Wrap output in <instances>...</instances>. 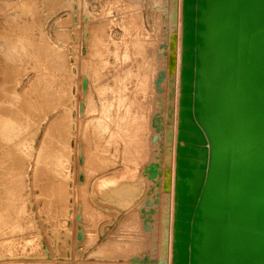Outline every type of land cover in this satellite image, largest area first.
<instances>
[{
  "label": "rangeland",
  "instance_id": "rangeland-1",
  "mask_svg": "<svg viewBox=\"0 0 264 264\" xmlns=\"http://www.w3.org/2000/svg\"><path fill=\"white\" fill-rule=\"evenodd\" d=\"M84 1H86V4ZM129 1L133 5H130ZM172 1L118 0V3L117 0H0V115L5 114L10 118H16L17 112L21 111L20 106L23 104L22 130L12 133L8 141L0 137V264H72V262L75 264L78 260L81 262L82 260L87 261L88 263L86 262V264H103L104 262L107 264H154V262L161 259L163 255L161 239L165 218V199L168 195L164 191V186L162 187V170L165 168L166 164L164 165V162L167 159V154L165 153V110L167 106V87L169 85L166 84L167 74L165 67H160L158 63L154 64L153 58H158L159 56L157 59L159 62L161 61L160 57L166 58V45L172 32L170 24ZM27 11L29 12L27 13ZM130 16L132 19H130ZM133 16L137 17V19L133 18ZM134 19L136 21L139 20L141 25ZM25 23L29 25L26 26ZM95 27L98 31L94 30L96 29ZM145 31L146 33H144ZM98 34L99 37L101 36L100 38ZM95 35H97L98 39ZM125 37L127 40H125ZM10 38L13 40L11 41ZM93 39L94 41H92ZM8 41L9 43H7ZM124 41L126 44H123ZM114 42L118 44L116 45ZM127 42L130 44L128 45ZM136 43L145 44L144 46L147 48V51L145 48L143 53H136ZM25 45L28 47L27 50ZM11 46L12 48H10ZM126 47L127 49H133L127 50ZM145 51L147 54L152 51L150 55L152 56L153 53L154 55L148 57L147 54H144ZM134 52L135 54H132ZM125 53L127 56H125ZM155 55L156 57H154ZM23 59L25 60L23 61ZM98 59L99 61H103L99 65ZM10 63L14 64V66L16 65L17 69L16 66L14 67ZM137 63H141L142 65ZM136 64L139 67L141 65V69L136 67ZM134 66L136 69L133 68ZM7 68L8 72H5ZM127 69H129L128 73L123 76L127 72ZM139 69L141 72L144 71L141 73L142 75L148 70L143 75V78L141 74L137 73ZM135 72L140 76V78H136L137 80L134 78L137 76L134 74ZM152 72H156V77L159 74L158 79L156 77L154 79L155 74ZM5 73L8 80L5 77ZM19 73L22 74L20 75ZM121 74H123L122 77ZM11 76L16 77V79L13 77L15 81L22 78L21 82L20 80L17 81L18 83L20 82L19 86L14 80L10 81L12 79ZM131 76L133 77V81L129 79ZM144 76H147L149 79ZM119 78L120 80L118 81ZM138 78L141 79L140 81L143 86L138 84ZM2 79L6 80L3 81ZM150 79L157 82L154 81V83ZM149 81L151 82L148 84ZM145 83L148 84V87L150 84H152L150 87H154L156 84V87L145 89ZM15 85L18 87H14ZM116 85H119L120 89ZM122 85L123 87L126 85V87L123 88ZM50 87L51 90H49ZM12 88H15V91L19 94L23 92V95H21L23 101L18 103V107H13L14 110L7 104V101L11 98L7 93L15 92ZM135 89L144 94L139 95V92ZM114 90L121 92L118 95V91L115 94ZM99 93L104 97L100 99ZM104 93H106V98ZM121 94L125 97L119 100ZM134 94H137L135 98ZM88 98H92L95 102L97 106L95 111H89L88 102L90 99ZM104 98L106 100H102ZM116 98L118 99L116 100ZM131 98L138 99L139 101L133 100L134 104ZM114 100L118 104H113L115 103ZM105 101H108L107 104L111 105L109 114L112 111V114L114 111L115 113L111 116L108 114L107 123L113 120L109 123L110 125L108 124L107 130L102 133L98 127H95V122H98V119L102 117L101 112H103V108L99 107H102V105L104 107ZM119 101L122 102L119 104ZM137 102H140L138 106L136 105ZM127 103H129L128 106H125ZM131 103L133 104L132 106ZM134 105L137 107V115L136 111H134L135 109H133L135 108ZM123 106H125V109ZM127 107L130 108L128 109L132 113L131 115L134 114V111V115L136 116L141 114L140 119L146 118L147 122L145 120V122L143 120L141 122L143 129H139L138 124L141 121L139 118L136 120L132 118L131 120L130 117L128 124L130 123L129 125L131 126H128V129L123 128L122 131L118 130L120 118L117 117H123V114L125 115L126 112H123V110H127ZM111 109L113 110L111 111ZM138 109L141 112L144 111L145 114H142L143 112L139 113ZM116 112L121 114L118 115ZM115 114L116 117L114 116ZM87 117L93 122H91V125H89L90 120ZM86 118L89 121L86 122ZM116 124H118V127ZM132 125H136L138 128H134ZM17 126L19 128L20 124H17ZM114 127H117L116 131ZM83 129L85 130L83 131ZM111 130L114 132H111ZM124 130L128 135L124 134L127 137L129 136L127 142L124 138L125 135L122 136ZM85 131L87 133H89L88 131H94V134L90 133L88 134L89 137H87ZM140 131L143 132L141 133ZM110 132L111 134H109ZM138 134L141 136H139L140 138ZM90 135L92 138H90ZM108 135L114 136L111 138ZM118 135L120 142L117 139ZM81 136H83L82 142L84 145L80 142ZM104 136L110 142H107L108 145L107 143L105 144L107 145L106 147L104 145L105 148H100L105 143L103 140L106 141ZM133 137L135 139L138 137L137 141L139 142ZM87 138L89 140L94 139V141L97 138L99 143L97 144V140L95 141L96 143L89 142ZM129 138L137 147L136 153L132 147L134 144L131 142L129 143L130 145L126 144L130 141ZM21 140H23V146L16 148L15 146ZM111 141L113 143L118 141L117 144L114 143V145L116 144L115 147ZM140 141L144 144L146 142L147 145L145 144L143 147ZM92 143L97 144V152L94 147L95 145ZM99 144L100 146H98ZM110 144L111 148L108 147ZM84 146L88 147L87 151ZM90 147L91 149H89ZM103 148H107L106 150L111 153L106 150L104 152ZM121 149L125 150L124 153L123 151L121 152ZM89 150H92V155ZM127 150L130 151L128 152ZM101 151L105 153L104 156L106 158V154H110L108 157L113 159L109 160L111 166L107 160L109 158L106 159L107 161L102 159L104 156L100 153ZM46 152L52 153L53 158L57 156L60 163H52L51 159L43 157V154ZM126 152L128 154H125ZM84 153L87 154V158L85 156L87 163ZM129 153L134 157H131ZM111 154L115 156L113 157ZM121 154L127 158H124ZM99 155H102L101 158ZM89 158L94 159L95 164L99 163L103 166L101 167L97 164L98 168H96L93 164L94 161ZM115 158H117V162L114 161ZM136 158H139V164ZM126 159L134 160L133 162L128 161L129 163L127 164ZM105 164L108 166V168L106 167L107 169L105 168ZM91 167L94 169L90 170ZM87 168H89V171ZM134 168L136 169L134 170ZM126 169H129L131 172H128ZM86 170L88 173L92 171V175L89 180V186L87 185V195L84 194L82 196L83 191L81 186H84ZM123 170L126 171L121 172V174H126L127 179L131 178L137 170L135 179L134 175L132 179L127 180L132 185L134 192L138 191L133 206L135 210L133 216L129 215L128 211L121 209L116 204L103 201V198L97 195L98 193L95 191L94 186L91 189L96 177H109L114 173L119 174ZM77 194L79 195L78 197ZM84 197L86 199H83ZM84 200L92 204L89 206ZM93 205L95 209L92 207ZM91 207V210H94L92 211L93 214L90 212ZM88 210L89 214L87 213ZM95 210L100 211L101 215L97 216L100 213ZM91 214V217L88 216ZM134 215L137 217V220ZM89 217L96 218L93 219V222ZM82 218H86V220ZM75 220H77V223H75ZM91 222L93 224L90 225ZM75 224L78 226V230ZM128 245L130 249H128ZM121 246L123 248L127 247L126 252ZM121 250L125 252V255L122 256ZM114 253H117V255ZM118 253L121 255H118ZM86 255L91 257H87ZM109 255L112 256L109 257ZM113 256L117 258H113ZM85 258L86 260H84ZM102 258L105 261H102ZM114 259H117L118 262ZM112 260L114 261L112 262ZM85 262L82 263L85 264Z\"/></svg>",
  "mask_w": 264,
  "mask_h": 264
},
{
  "label": "water",
  "instance_id": "water-1",
  "mask_svg": "<svg viewBox=\"0 0 264 264\" xmlns=\"http://www.w3.org/2000/svg\"><path fill=\"white\" fill-rule=\"evenodd\" d=\"M174 264H264V0H183Z\"/></svg>",
  "mask_w": 264,
  "mask_h": 264
},
{
  "label": "bare ground",
  "instance_id": "bare-ground-1",
  "mask_svg": "<svg viewBox=\"0 0 264 264\" xmlns=\"http://www.w3.org/2000/svg\"><path fill=\"white\" fill-rule=\"evenodd\" d=\"M80 2V1H79ZM85 2V4H86V1H84ZM117 2H118V0H117ZM130 2V1H129ZM114 3H116V2H114ZM119 3V2H118ZM117 3V4H118ZM80 4V3H79ZM116 4V5H117ZM130 5H133V4H131V2H130ZM82 6V5H81ZM86 6V5H85ZM182 11H183V0H173L172 1V7H171V17H170V24H171V29H172V32H171V35H170V39H169V41L167 42V45H166V50H167V55H166V58L165 57H160L161 59V61L159 62L157 59L159 58V56H158V58H153L154 59V64H157L158 63V65L160 66V67H162V68H164L165 67V69H166V74H167V85H169V87H167L168 88V93H167V95H166V98H167V106H166V110H165V122H166V130H165V141H166V146H165V153L167 154V159L165 160V162H164V165H165V168H163V170H162V175H163V180H162V183H163V185H162V187L164 188V191L168 194L167 196H166V199H165V202H166V206H165V218H164V224H163V235H162V239H161V248L163 249V255H162V257H161V259H159L157 262H154V264H159L160 262V264H174L173 263V242H174V217H175V205H176V202H175V183H176V158H177V143H178V140H177V136H178V124H179V101H180V91H181V57H182V28H183V16H182ZM29 11H27V13H28ZM137 16V15H136ZM138 17V16H137ZM137 17L135 18L134 16H133V18H135V19H137ZM128 18V17H127ZM130 19H132V17L130 16ZM134 19V20H135ZM138 19H139V17H138ZM128 20H129V18H128ZM134 20H132V21H134ZM130 21V20H129ZM136 21V20H135ZM138 21V23L140 24V22H139V20H137ZM136 21V22H137ZM131 22V21H130ZM157 22V21H156ZM155 22V23H156ZM26 23H29V22H26ZM25 23V24H26ZM133 23V22H132ZM24 24V25H25ZM29 24H31V23H29ZM29 24H26V26L27 25H29ZM137 24V23H136ZM135 24V25H136ZM139 24H137V25H139ZM33 25V24H32ZM124 25V24H123ZM136 25V26H137ZM141 25V24H140ZM97 27H98V25H97ZM124 27V26H123ZM126 27H127V25H126ZM96 28V27H95ZM130 28V27H129ZM134 28V27H133ZM100 29H102L101 27H100ZM124 29V28H123ZM144 29V28H143ZM158 29H159V27H158ZM94 30H97V28L96 29H94ZM128 30V29H127ZM98 31V30H97ZM131 31V30H130ZM138 31V30H137ZM136 31V32H137ZM139 31H142V30H139ZM152 31V30H151ZM158 31V30H157ZM28 32V31H27ZM99 32H100V30H99ZM98 32V33H99ZM124 32V31H123ZM126 32V31H125ZM132 32V31H131ZM103 33H105L104 31H103ZM144 33H146V31L144 32ZM143 33V34H144ZM152 33V32H151ZM161 33V32H160ZM100 34V33H99ZM99 34H98V37H99ZM108 34V33H107ZM133 34V33H132ZM143 34H142V36H143ZM148 34V33H147ZM124 35V34H123ZM135 35V34H134ZM144 35H146V34H144ZM5 36V35H4ZM18 36H20L19 34H18ZM25 36V35H24ZM96 36V38L98 39V37H97V35H95ZM108 36V35H107ZM110 36V35H109ZM132 36V35H131ZM137 37H138V35H136ZM139 36H141V35H139ZM155 36V35H154ZM161 36V35H160ZM10 37V36H9ZM21 37V36H20ZM22 37H23V35H22ZM101 37V36H100ZM99 37V38H100ZM104 37V36H103ZM126 37H128V36H126ZM126 37H125V40H127L126 39ZM7 38V37H6ZM26 38V37H25ZM95 38V37H94ZM129 38V37H128ZM132 38H133V36H132ZM131 38V39H132ZM142 38V37H141ZM8 39V38H7ZM11 39V38H10ZM18 39V38H17ZM22 39V38H21ZM30 39H32V38H30ZM96 39V40H97ZM109 39H110V37H109ZM147 39V38H146ZM160 39V38H159ZM13 39H11V41H12ZM95 40V41H96ZM115 40V39H114ZM133 40V39H132ZM142 41H143V39H141ZM148 40V39H147ZM153 40V39H152ZM15 41V40H14ZM18 41H19V39H18ZM26 41V40H25ZM32 41V40H31ZM92 41H94V39L92 40ZM99 41V40H98ZM102 41V40H101ZM104 41H105V39H104ZM116 41V40H115ZM144 41H145V39H144ZM20 42H21V40H20ZM27 42V41H26ZM106 42H107V40H106ZM116 42H118V41H116ZM147 42H149V41H147ZM152 42V41H151ZM150 42V43H151ZM158 42H159V40H158ZM7 43H9V41L7 42ZM6 43V44H7ZM98 43V42H97ZM115 43V42H114ZM119 43V42H118ZM118 43H115L116 45L118 44ZM126 44V42L124 41L123 42V44ZM10 44H12V42H10ZM15 44V43H14ZM22 44V43H21ZM93 44H95V43H93ZM127 44L129 45L130 43L129 42H127ZM98 45V44H97ZM99 45H101V44H99ZM103 45V44H102ZM106 45V44H105ZM132 45V44H131ZM145 44H142V43H136V53H138V54H141V53H143L144 52V50H145V46H144ZM147 45V44H146ZM148 45H149V43H148ZM147 45V46H148ZM19 46V45H18ZM25 47H26V50H27V46L25 45ZM30 47H31V45H30ZM93 47H94V45H93ZM101 47V46H100ZM131 47V46H130ZM7 48V47H6ZM10 48H12V46L10 47ZM129 48V47H128ZM149 48V47H148ZM152 48V47H151ZM104 49V48H103ZM126 49H127V47H126ZM130 50L131 49H133V48H129ZM129 49H127V50H129ZM7 50V49H6ZM9 50V49H8ZM32 50V49H31ZM94 50V49H93ZM92 50V51H93ZM100 50V49H99ZM126 50V51H127ZM30 51V50H29ZM104 51V50H103ZM146 51H147V48H146ZM146 51H145V53L144 54H147L146 53ZM153 51V50H152ZM151 51V52H152ZM17 52V51H16ZM98 52V51H97ZM101 52H102V50H101ZM116 52V51H115ZM132 52V51H131ZM149 52V51H148ZM150 52V53H151ZM12 53V52H11ZM10 53V54H11ZM25 53V52H24ZM34 53V52H33ZM92 53V52H91ZM150 53L149 54H147L148 55V57L149 56H151L150 55ZM155 53H156V49H155ZM9 54V53H8ZM14 54V53H13ZM22 54H23V52H22ZM93 54V53H92ZM102 54V53H101ZM103 54H104V52H103ZM102 54V55H103ZM116 54V53H115ZM126 54V53H125ZM132 54H135V52L134 53H132ZM15 55V54H14ZM25 55H26V53H25ZM31 55H32V53H31ZM98 55H99V53H98ZM129 55V54H128ZM146 55V56H147ZM153 55H154V53H153ZM152 55V56H153ZM156 55H158V54H156ZM156 55L154 56V57H156ZM95 56V55H94ZM118 56H119V52H118ZM125 56H127V54L125 55ZM151 56V57H152ZM17 57H18V55H17ZM97 57H99V56H97ZM137 57V56H136ZM143 57H144V55H143ZM147 57V59H149ZM8 58V57H7ZM11 58V57H10ZM12 58H13V56H12ZM25 58V57H24ZM102 58V57H101ZM165 60H164V59ZM17 59V58H16ZM27 59V58H26ZM14 60V59H13ZM25 59H23V61H24ZM139 60V59H138ZM142 60H145V59H142ZM151 60H152V58H151ZM164 60V61H163ZM8 61H9V59H8ZM18 61H19V59H18ZM150 61V60H149ZM12 62H14V61H12ZM22 62V61H21ZM20 62V63H21ZM100 62H103V61H99V59H98V65H99V63ZM141 62V61H140ZM19 63V64H20ZM148 63V62H147ZM153 63V62H152ZM10 64H12V63H10ZM102 64V63H101ZM137 64H141V63H137ZM136 64V65H137ZM13 66H14V64H12ZM135 65V66H136ZM142 65V64H141ZM140 65V67L137 65L136 67H139L140 69H141V66ZM149 65H150V63H149ZM152 65V64H151ZM16 66V65H15ZM14 66V67H15ZM20 66V65H19ZM133 67V68H135L136 69V67ZM7 67H9V66H7ZM11 67V66H10ZM143 67H145L144 65H143ZM148 67V66H147ZM147 67H146V69H147ZM151 67V66H150ZM160 67H159V69H160ZM22 68V67H21ZM95 68V67H94ZM99 68V67H98ZM97 68V69H98ZM130 69H131V67H129ZM161 68V69H162ZM13 69V68H12ZM16 69H17V66H16ZM140 69H139V72H137L136 70V72L138 73V74H141V73H143V72H141L140 71ZM144 69V68H143ZM153 69H155V68H153ZM128 70L129 69H127L126 71L127 72H125V74L123 75V74H121V77H122V75L123 76H125L127 73H128ZM152 70V69H151ZM150 70V71H151ZM8 72V68L5 70V72ZM10 71L12 72V70L10 69ZM23 71V70H22ZM21 71V72H22ZM132 71V70H131ZM149 71V72H150ZM155 71H157V70H155ZM11 72H10V74H11ZM16 72V71H15ZM99 72V71H98ZM97 72V73H98ZM133 72H134V70H133ZM134 73V74H136L137 75V73ZM146 72H148V70H146L145 71V73L144 74H146ZM153 73V72H152ZM151 73V74H152ZM156 72H154L153 74H155ZM16 74H17V72H16ZM20 74V73H19ZM19 74H18V77H19ZM22 74V73H21ZM20 74V75H21ZM95 74H96V72H95ZM130 74H131V72H130ZM143 74V75H144ZM12 75V74H11ZM135 75V76H136ZM143 75L141 74V76H142V78H143ZM150 75V74H149ZM133 76V75H132ZM131 76V78H129V79H131V81H133V77ZM148 76V75H147ZM147 76H144V77H146V78H148ZM154 76V75H153ZM152 76V77H153ZM158 76H159V74H158ZM157 76V77H158ZM5 77H6V79L8 80V77L6 76V73H5ZM5 77H3V78H5ZM13 77H15V76H13ZM13 77L11 76V80L10 81H12V80H14L13 79ZM120 77V78H121ZM137 77H139L140 78V76H136V77H134L135 79L137 78ZM151 77V78H152ZM155 77H156V74H155V76H154V79H155ZM156 77V78H157ZM10 78V77H9ZM21 78V77H20ZM120 78L118 79V81L120 80ZM138 78V80L140 81L141 79H139ZM6 79H4V80H6ZM15 79H16V77H15ZM128 79V78H127ZM149 79V78H148ZM158 79V78H157ZM3 80V79H2ZM3 80V81H4ZM18 80H20V79H18ZM17 80V81H18ZM21 80H22V78H21ZM21 80H20V82H21ZM125 80V79H124ZM137 80V79H136ZM135 80V81H136ZM150 80H152L153 81V79H150ZM9 81V82H10ZM15 81V80H14ZM17 81H15V82H17ZM138 81V84L140 85L141 84V81L139 82ZM148 81V80H147ZM155 82H157L156 80H154ZM153 81V82H154ZM19 82V83H20ZM117 82V81H116ZM122 82H123V80H122ZM121 82V83H122ZM126 82V81H125ZM137 82V81H136ZM135 82V83H136ZM146 82V81H145ZM151 81H149L148 82V84L150 83ZM152 82V83H153ZM154 82V83H155ZM5 83V82H4ZM18 82H17V85L19 84ZM120 83V82H119ZM118 83V84H119ZM8 84H13V83H8ZM146 84V86L144 87L145 89L146 88H149L150 87V85H152V84H150L149 85V87H148V84L147 83H145ZM4 85V84H3ZM17 85H15L14 87H16ZM52 85V84H51ZM106 85V84H105ZM120 85V84H119ZM118 85V86H119ZM139 85H136V86H139ZM142 86H143V84H141ZM140 85V86H141ZM5 86V85H4ZM8 86V85H7ZM19 86V85H18ZM17 86V87H18ZM117 85H116V87H118ZM121 86V85H120ZM9 87V86H8ZM13 87V86H12ZM16 87V88H17ZM23 87V86H22ZM106 87H108V86H106ZM122 87H123V85H122ZM126 87V85L123 87V88H125ZM152 87V86H151ZM151 87H150V89H151ZM154 87H156V84L154 85ZM154 87H152V88H154ZM103 88H104V85H103ZM119 88V87H118ZM123 88H122V90H123ZM134 88H135V86H134ZM3 89H4V87H3ZM13 89V88H12ZM107 90H108V88H106ZM105 89V90H106ZM114 89H115V87H114ZM120 89V88H119ZM14 91L16 90L15 88L13 89ZM49 90H51V87H50V89ZM100 90V89H99ZM110 90V89H109ZM137 92H139L138 94L139 95H142V93H140V91H138L137 89H135ZM149 90V89H148ZM5 91V90H4ZM10 91V90H9ZM20 91H21V89H20ZM110 91H113V90H110ZM118 91V90H117ZM117 91H115L114 90V93L115 94H117ZM125 91V90H124ZM134 91V90H133ZM133 91H132V95H133ZM136 91H135V93H136ZM147 91V90H146ZM7 92H8V90H7ZM101 92V91H100ZM119 92H121V91H118V95H119ZM123 92V91H122ZM102 93V92H101ZM101 93H99L100 94V99L101 98H103L104 96H102V94ZM107 93V92H106ZM106 93H104L105 94V98H106ZM127 93V92H126ZM126 93H125V95H126ZM130 93V92H129ZM7 94H9L10 95V100L9 101H7V104L10 106V108H12L13 110H14V108L13 107H18V103H20L21 101H23V97L21 96V95H23V92H22V94H21V92H20V94L18 93V92H14V93H7ZM25 94V93H24ZM144 94V93H143ZM145 94H146V92H145ZM114 95V94H113ZM122 95V94H121ZM120 95V97H119V100H121V98L123 97H125V96H123L124 95V93H123V95L121 96ZM127 95H130V94H127ZM135 95H137V94H134V98L136 97ZM102 96V97H101ZM114 97V96H113ZM127 97H129V96H127ZM131 97V96H130ZM129 97V98H130ZM133 97V96H132ZM138 97V96H137ZM102 99V100H106V99ZM139 98V97H138ZM88 99H90V98H88ZM118 98H116V100H117ZM132 99V98H131ZM131 99H129V100H131ZM137 99V98H136ZM107 100H109L108 98H107ZM113 100V99H112ZM128 100V99H127ZM137 101V100H135V99H132V101ZM111 101V100H110ZM133 101V102H134ZM139 101V100H138ZM100 102H101V100H100ZM107 102L108 101H105V106L103 107V105H102V107H99V108H103L102 109V111L103 112H101V114H102V117H100V119H98V122H95V124H96V126L95 127H98V129L100 130V131H102V133L105 131V130H107V128H108V124L113 120H110V122L109 123H107V121L106 120H108V114H109V110H110V108H111V105H108L107 104ZM114 102H115V100H114ZM120 102H122V101H119V104H120ZM124 102V101H123ZM126 102H128V101H126ZM131 102V101H130ZM117 103V101L115 102V103H113V104H116ZM138 103V102H137ZM136 103V105L138 106L139 105V103L137 104ZM88 107H89V111H95V108L97 107L96 105H95V102L93 101V99L91 98L90 99V101L88 102ZM103 104V103H102ZM118 104V103H117ZM122 104V103H121ZM128 104L129 103H127L125 106H128ZM134 104H135V102H134ZM20 105V104H19ZM123 105V104H122ZM133 104L131 103V106H132ZM100 106V105H99ZM112 106H115V105H112ZM125 106H123V108L125 109ZM141 106V105H140ZM21 107V111L19 110V112H17V117L16 118H10L9 116H7V115H5V114H2V115H0V137L1 138H3V140H7L8 141V139H9V137L11 136V134L12 133H14V132H16V131H21L22 130V126H23V104L20 106ZM115 107H117V106H115ZM119 107H120V105H119ZM130 107V106H129ZM129 107H127V110H123V112L124 111H126L125 112V115L123 114V117H117V118H120L118 121H119V129L118 130H121L122 131V129L123 128H126V129H128V126H131V125H129L128 124V122H130V117H131V120H132V118L134 119V120H136V119H140L141 117H140V115L139 116H136L137 115V111H136V109H137V107L134 105V107L135 108H133V109H135L134 111H136V115H134L135 114V112L133 111V115H131L132 113L130 112V108ZM129 108V109H128ZM141 108H142V106H141ZM146 108V107H145ZM115 109V108H114ZM113 109H111V111H112ZM117 110V109H116ZM132 110V109H131ZM88 111V112H89ZM100 111H101V109H100ZM138 111H140L139 113H142V114H145L144 113V111H142L141 112V110L140 109H138ZM146 111H147V108H146ZM113 112V111H112ZM112 112H110V114H109V116H111V115H113L114 113H115V111H114V113L112 114ZM122 112V111H121ZM116 114H121V113H117L116 112ZM116 114L114 115L115 117H116ZM122 116V115H121ZM143 116V115H142ZM113 117V116H112ZM111 117V118H112ZM146 117V116H145ZM87 118H89V117H87ZM87 118H86V122L87 121H89L90 120V118H89V120H87ZM111 118H109V119H111ZM117 118H115V119H117ZM95 119V118H94ZM146 118H142V119H140L141 121H139L140 123L142 122V120L144 121ZM127 120V121H126ZM134 120H133V122H134ZM146 121V120H145ZM144 121V122H145ZM91 120H90V124L89 125H91ZM114 122H115V120H114ZM113 122V124L115 125V123ZM132 122V121H131ZM132 122V123H133ZM147 122V121H146ZM93 123V122H92ZM131 123V124H132ZM136 123H138V122H136ZM136 123H134V124H136ZM139 123V124H140ZM17 124H20V127L18 128V126H17ZM83 124V123H82ZM113 124L111 123V125H112V127H113ZM138 124V126H139V129L140 128H142L143 129V125H142V123L139 125ZM83 125H86L85 123L83 124ZM110 125V124H109ZM142 125V127H140ZM116 126L118 127V124H116ZM132 126H134V128L136 127V128H138L136 125H132ZM22 127V128H21ZM110 127V126H109ZM117 127L115 128L114 127V130L115 129H117ZM144 127H145V124H144ZM91 128V127H90ZM92 128H93V126H92ZM121 128V129H120ZM132 128V127H131ZM133 128V129H134ZM87 129V128H86ZM89 129V128H88ZM94 130H95V128H93ZM97 129V128H96ZM111 129V128H110ZM125 129V130H126ZM132 129V130H133ZM139 129H138V131H139ZM141 129V130H142ZM85 129H83V131H84ZM91 130V129H90ZM113 130V129H112ZM111 130V132H114V131H112ZM124 130V132H123V135L122 136H124L125 134L124 133H126V131ZM129 130H130V127H129ZM116 131V130H115ZM136 132H137V130H135ZM134 131V132H135ZM86 132V131H85ZM84 132V133H85ZM89 133H87V137H89L88 136V134H90V133H93L94 134V131H92V132H90V131H88ZM95 132H97V131H95ZM111 132L109 133V134H111ZM118 132V131H117ZM133 132V133H134ZM136 132H135V134H136ZM141 132V131H140ZM139 132V133H140ZM143 132V131H142ZM141 132V133H142ZM98 133V132H97ZM96 133V134H97ZM101 133V132H100ZM99 133V134H100ZM107 133H108V131H107ZM122 133V132H121ZM121 133H120V135H121ZM129 133V132H128ZM93 134H92V136H93ZM115 134V133H114ZM117 134V133H116ZM127 134V133H126ZM134 134V135H135ZM98 135V134H97ZM97 135H95L96 137H97ZM102 135V134H101ZM100 135V136H101ZM107 135V134H106ZM128 135V134H127ZM127 135H125L124 136V138L126 139L125 141L127 142V140H128V137H127ZM133 135V134H132ZM137 135V134H136ZM91 136V135H90ZM92 136L90 137V138H92ZM100 136H99V138H100ZM109 137L111 136V135H108ZM107 136V137H108ZM114 136V135H113ZM113 136H111V138L113 137ZM140 135L138 134V137H139ZM83 136H81V138H82ZM85 137V136H84ZM105 137V136H104ZM118 137H119V135L117 136V139H118ZM127 137V138H126ZM138 137L135 139L134 137V139L137 141L138 140ZM141 137V136H140ZM139 137V138H140ZM94 138V137H93ZM98 138V137H97ZM96 138V142H97V144L99 143V141H98V139ZM102 138H103V135H102ZM106 138V137H105ZM131 138V137H130ZM129 138V139H130ZM88 140L87 141H91V142H95L94 141V139L92 140H89V138H87ZM104 139V138H103ZM82 140H83V138L81 139V144H83V142H82ZM99 140H101V139H99ZM112 140V139H111ZM114 140H115V138H114ZM119 140V139H118ZM78 141V140H77ZM105 143H103V146H101L100 148H102V147H104V145L107 143V142H110V141H107V138H106V141L105 140H103ZM123 141V140H122ZM142 141H143V139H142ZM142 141H140V142H142ZM95 142V143H96ZM112 143H113V141H111ZM118 142V141H117ZM117 142H114V143H116L117 144ZM119 142H120V140H119ZM125 142V143H126ZM132 143V141H131V139H130V141L128 142V143H126L127 145H130L129 143ZM137 142H139V141H137ZM79 143V142H78ZM114 143L112 144V145H114ZM143 143V142H142ZM140 143L141 145H143V147H144V145L146 144V142H145V144L143 143ZM87 144V143H86ZM92 144H94V143H92ZM96 144V145H97ZM115 144V145H116ZM132 144H134V143H132ZM76 145H78V144H76ZM84 145V144H83ZM89 145H91V143H89ZM95 145V144H94ZM96 145L94 146L95 148H96ZM107 145H108V143H107ZM107 145H105V147L107 146ZM115 145H114V147H115ZM147 145V144H146ZM19 146H23V140H21V141H19L18 142V144L15 146L16 148H19ZM92 146V145H91ZM98 146H100V144L98 145ZM118 146H119V144H118ZM123 146H125V145H123ZM104 147V148H105ZM108 147H110L111 148V144L108 146ZM120 148H121V146H119ZM119 147H118V150H119ZM126 147V146H125ZM133 147V149H135V153H136V146H135V144H134V146H132ZM146 148H147V146H145ZM84 148H86L85 146H84ZM94 148V149H95ZM103 148V150H104V152H105V150L107 149H104ZM109 148V149H110ZM128 148H130L129 146H128ZM78 149H80L79 147H78ZM77 149V150H78ZM87 149H88V147L86 148V151H87ZM89 149H91V147L89 148ZM133 149H131V150H133ZM141 149V148H140ZM17 150H19V149H17ZM21 150V149H20ZM96 150V152H97V148L95 149ZM98 150H101V149H98ZM114 150H115V148H114ZM117 150V149H116ZM125 150H126V148H125ZM124 150V151H125ZM138 150V149H137ZM14 151V150H13ZM107 151V150H106ZM120 151V150H119ZM123 150L121 149V152H122ZM124 151H123V153H124ZM128 152L130 151V150H127ZM138 151H140V150H138ZM18 152V151H17ZM78 152V151H77ZM84 152H85V150H84ZM89 152H90V154L92 155L93 153H91L92 152V150L90 151L89 150ZM96 152H94L95 154H96ZM107 152H109V151H107ZM118 152V151H117ZM87 153V152H86ZM100 153H102V151L100 152ZM99 153V154H100ZM109 153H111V152H109ZM109 153H107L106 155H107V158H109L108 156H110V154ZM114 153V152H113ZM132 153V152H131ZM131 153H129L130 154V156H131ZM150 153V152H149ZM11 154V153H10ZM17 154V153H16ZM79 154V153H78ZM85 154V153H84ZM83 154V155H84ZM103 154V156H104V154L105 153H102ZM109 154V155H108ZM118 155H119V153H117ZM125 154H128L127 152L125 153ZM141 154V153H140ZM13 155V154H12ZM77 155V154H76ZM87 154H85L84 155V158H85V156H86ZM89 155V154H88ZM98 155V154H97ZM111 155H113V157L115 156L114 154H111ZM122 155V154H121ZM90 156V155H89ZM100 156V158H101V156L102 155H99ZM123 156V155H122ZM128 156V155H127ZM139 156H141V155H139ZM43 157H45L46 159H51V161H52V163L53 162H56L57 164H59L60 163V160L57 158V156H56V158H53V155H52V153H50V152H46L45 154H43ZM79 157H80V155H79ZM93 157H94V155H93ZM92 157V158H93ZM97 157V156H96ZM117 157V156H116ZM119 157V156H118ZM124 158L126 157V156H123ZM131 157H134V156H131ZM130 157V158H131ZM135 157H136V154H135ZM86 158H87V156H86ZM85 158V161L87 160ZM99 158V157H98ZM97 158V159H98ZM99 158V159H100ZM105 156H104V158H102V159H104L105 161H107L108 160V162H109V165L111 166V164H110V161L109 160H111L110 158L109 159H107ZM127 158V157H126ZM140 158V157H139ZM139 158H136L137 159V161H138V159ZM147 158V157H146ZM89 159H91V158H89ZM88 159V160H89ZM98 159V160H99ZM107 159V160H106ZM117 158H115V162H117V160H116ZM92 161H94V165L96 166L97 164L99 165V166H101V164H99V163H96L95 164V160L94 159H91ZM97 160V161H98ZM113 160V159H112ZM127 160V159H126ZM126 160H124V161H126ZM134 160V159H133ZM133 160H127L126 162H127V164L130 162V161H132L133 162ZM96 161V162H97ZM129 161V162H128ZM140 161V160H139ZM138 161V164L140 163ZM148 161V160H147ZM107 162V163H108ZM114 162V163H115ZM136 162V161H135ZM146 162V161H145ZM144 162V163H145ZM86 163H87V161H86ZM88 163H90V162H88ZM101 163H102V160H101ZM104 163H106V162H104ZM103 164V163H102ZM115 164H117V163H115ZM132 164H134V163H132ZM91 165H92V163H91ZM108 165V164H107ZM135 165H136V163H135ZM87 166H89L88 164H87ZM103 166V165H102ZM101 166V167H102ZM113 166V165H112ZM128 166H131V165H128ZM108 168V166H106V164H105V168ZM121 167V166H120ZM123 167V166H122ZM127 167V166H126ZM96 168H98L97 166H96ZM100 168V167H99ZM104 168V167H103ZM103 168H102V170H103ZM106 168V169H107ZM125 168V167H124ZM127 168H130V169H133V168H131V167H127ZM89 168H87V170H88ZM93 170L94 168L93 167H91L90 168V170ZM136 168H134V170H135ZM138 169V168H137ZM86 170V171H87ZM97 170V169H96ZM105 170V169H104ZM115 170H117V169H115ZM115 170H114V172H115ZM126 170H128V172H131V171H129V169H126ZM126 170H123V171H120V175L119 174H117V173H114L113 175H111V176H109V177H105V176H100V177H96V179H95V182L94 183H92L93 185H92V187H91V189L93 188V186H94V189H95V191L98 193L97 195H99L100 197H102L103 198V201H107V202H110V203H114V204H116L117 206H119L121 209H123V210H126V211H128V213H129V215L131 214L132 216H133V213H135L134 211V202H135V198H137L136 197V195H137V193H138V191L136 192H134V190L132 189L133 187H132V185L129 183V181H127V180H130V179H132L133 178V176L135 175V173L137 172V170H136V172L134 173V175L132 176L131 174V178H128L127 179V176H125L126 174H121V172H124V171H126ZM89 171V170H88ZM88 171H87V173L85 174V176H86V178H84V180H85V182H84V186L82 187L81 186V188H82V191H83V194H82V196L85 194V195H87V185L89 184V180L91 179V175H92V171L91 172H89L88 173ZM98 171H100V170H98ZM95 172V171H94ZM111 172V171H110ZM118 172V171H117ZM127 172V173H128ZM132 174H133V172H132ZM102 175V174H101ZM137 176H139L138 174H137ZM135 177H136V175L134 176V179H135ZM135 182V181H134ZM133 182V183H134ZM82 184V183H81ZM83 185V184H82ZM89 186V185H88ZM134 186V185H133ZM135 186H136V184H135ZM137 187V186H136ZM137 189H138V187H137ZM81 191V190H80ZM76 193V192H75ZM74 193V194H75ZM92 194V193H91ZM79 195L77 194V197H78ZM88 196H89V194H88ZM93 196V195H92ZM90 198V197H89ZM88 198V199H89ZM94 198V197H93ZM83 199H86L85 197L83 198ZM79 201V200H78ZM83 201V200H82ZM88 201V200H87ZM94 201H95V198H94ZM84 202H85V200H84ZM88 202H90V201H88ZM83 203V202H82ZM85 203H87V202H85ZM137 203V202H136ZM87 204H89V203H87ZM92 203H90L89 204V206L91 205ZM94 204V203H93ZM100 204V203H99ZM105 204V203H104ZM78 205V204H77ZM85 205V204H84ZM84 205H82V206H84ZM88 206V205H87ZM86 206V207H87ZM105 206V205H104ZM93 208H94V205L92 206ZM92 207L90 208V212L92 213V211H94V210H91L92 209ZM96 207V206H95ZM110 207V206H109ZM88 209V208H87ZM95 209V208H94ZM84 210V209H83ZM95 211H97L98 212V210H95ZM85 212H86V210H85ZM89 212V210L87 211V213ZM102 212V211H101ZM83 213V212H82ZM87 213H85V214H87ZM98 213H100V211L98 212ZM84 214V215H85ZM89 214V213H88ZM93 214V213H92ZM92 214L91 215H88V216H92ZM95 214H96V212H95ZM98 215H101V213L100 214H97V216ZM94 216V215H93ZM135 216V215H134ZM89 217V218H90ZM87 218V217H86ZM86 218L84 219V218H82V219H84V220H86ZM96 218V217H95ZM95 218H90V219H92V221L94 222V220L93 219H95ZM135 218H136V220H137V217L135 216ZM76 219H77V217H76ZM78 220V219H77ZM77 220H75L76 222L75 223H77ZM89 222H90V220L89 219H87ZM133 223V222H132ZM91 224H93L92 222L90 223V225ZM87 226V225H86ZM75 227H76V229L78 228V226H76V224H75ZM19 228V227H18ZM13 230H14V228H13ZM78 230V229H77ZM87 231V230H86ZM89 232V231H88ZM88 234V233H87ZM89 241H90V239H89ZM88 241V242H89ZM116 243V242H115ZM119 244H120V242H118ZM129 243V242H128ZM117 244V243H116ZM118 244V246H120ZM131 244V243H130ZM127 245V244H126ZM123 246V245H122ZM121 246V248H123ZM129 246V245H128ZM117 247V246H116ZM131 247H133V246H131ZM118 249V248H117ZM124 250H125V252H126V249H127V247L125 246V248H123ZM128 249H130V246H129V248ZM110 250H112V249H110ZM114 251H116V250H114ZM130 251V250H129ZM111 252H113V251H111ZM117 252V251H116ZM120 252V251H119ZM122 252H124V251H122L121 250V254H122V256L123 255H125V252L124 253H122ZM127 252H128V250H127ZM107 253V252H106ZM76 255H77V253H75ZM114 254H116L117 255V253H114ZM120 253H118V255H119ZM120 254V255H121ZM106 255V254H105ZM104 255V256H105ZM113 255V254H112ZM112 255H109V257L110 256H112ZM127 255V254H126ZM87 256V255H86ZM121 256V257H122ZM77 257V256H76ZM84 257V256H83ZM87 257H91V256H87ZM86 257V258H87ZM107 257V256H106ZM120 257V258H121ZM74 258H75V255H74ZM80 258V257H79ZM82 258V257H81ZM86 258L84 259V260H86ZM104 258V257H103ZM102 258V259H103ZM113 258H117V257H114L113 256ZM119 258V257H118ZM128 258H129V256H128ZM127 257H126V259H128ZM164 258V259H163ZM76 259V258H75ZM111 259H112V257H111ZM110 259V260H111ZM123 259H124V257H123ZM115 261L117 260V259H114ZM114 260H112V262L114 261ZM125 260V259H124ZM76 261V260H75ZM74 261V262H75ZM102 261H105V259H103ZM106 261H107V259H106ZM78 262H80L81 264H83L82 262H85V261H83L82 260V262L81 261H76L75 262V264H78ZM87 262V261H86ZM86 262H85V264H86ZM117 262H118V260H117ZM79 263V264H80ZM88 263V262H87ZM89 263H91V262H89ZM95 263H97L96 261H95ZM101 263H103V262H101ZM110 263V262H109ZM125 263V262H124ZM72 264H73V262H72ZM92 264V263H91ZM103 264H107V263H103ZM110 264H114V263H110ZM126 264V263H125ZM153 264V263H152Z\"/></svg>",
  "mask_w": 264,
  "mask_h": 264
}]
</instances>
